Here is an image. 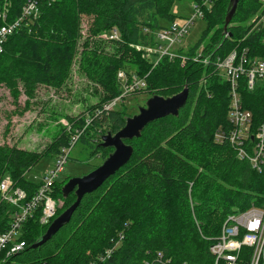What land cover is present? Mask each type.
Listing matches in <instances>:
<instances>
[{
	"label": "trees",
	"instance_id": "16d2710c",
	"mask_svg": "<svg viewBox=\"0 0 264 264\" xmlns=\"http://www.w3.org/2000/svg\"><path fill=\"white\" fill-rule=\"evenodd\" d=\"M25 1L0 0V25L19 18ZM174 1H42L38 14L23 19L4 42L0 89L8 91L16 107L19 97L25 96L18 114L30 109L38 87L63 88L72 76L75 58L77 73L102 93L88 108V117L68 118V130L63 128L43 150L0 144V181L8 176L27 197L38 183L26 180L24 174L43 157H57L77 133L75 142L86 143L90 157L100 154L101 161L106 158L111 149L99 147L100 136L121 129L129 114L125 109L97 115L94 111L121 93L118 71H132L144 78L146 88L140 92L151 95L168 97L184 87L188 90L176 115L156 119L144 127L140 137L125 140L133 148L130 159L95 191L84 195L70 220L45 243L30 248L47 228L38 224L36 215L24 224L21 239L25 248L14 257L17 264H89L119 233L122 240L100 264H158L157 252L172 264L204 263L210 258V239L219 235L227 215L264 204V160L259 169L253 167L238 157L227 139L215 140L217 132L229 133L233 128L228 118L229 84L215 63L232 51L240 55L243 49L249 59L264 56V4L238 0L224 33L230 0H192L201 7L205 28L187 49L174 48L177 57L163 56L154 65L156 53L146 48L158 43L155 32L166 27L160 20H175L171 13ZM84 20L86 37L78 52ZM113 28L118 40L99 39ZM205 57L207 66L194 61ZM239 94L242 107L251 112V131H255L264 124V80L249 90L242 76ZM251 146L248 142L245 147L249 153ZM67 179L55 182V217L75 201L73 192L62 196L61 185ZM8 208L0 204V231L7 218L1 216Z\"/></svg>",
	"mask_w": 264,
	"mask_h": 264
},
{
	"label": "built area",
	"instance_id": "2783aa9c",
	"mask_svg": "<svg viewBox=\"0 0 264 264\" xmlns=\"http://www.w3.org/2000/svg\"><path fill=\"white\" fill-rule=\"evenodd\" d=\"M50 0H26L21 9V15L11 23L0 25V52L7 37L11 35L25 18L36 16L39 11L38 2ZM53 1V0H51ZM264 4V0H260ZM194 15L182 21H172L169 26L155 32L158 43L153 47H147L146 51L156 53L154 65L158 60L167 56L173 59L178 55L174 47L179 38L183 37L194 22L195 17L202 18L201 7L193 3ZM107 40H118L116 29L109 33L100 35ZM264 43V38H263ZM137 49L140 47L136 46ZM202 47L198 48L200 55ZM184 61V56H179ZM203 65H208V58H194ZM215 66L222 72L223 78L229 84V111L228 118L233 128L229 133L217 132L215 140L222 142L227 139L237 151L239 158L247 159L253 167L260 168L264 160V124L257 126L251 131V112L241 105L239 94V80L245 77L247 88H254L256 81L264 80V56L249 59L247 49H243L240 55L232 51L223 60H218ZM117 79L120 81L121 93L104 103L101 108L94 111V115L102 112H109L115 105L128 95L140 92L146 88L144 78L137 76L134 72H117ZM79 133L72 137L69 147L61 148L53 165L37 184L36 190L27 197L26 192L13 184L8 176L0 181V204L9 206L1 217L5 219L4 228L0 231V264H17L15 256L22 253L25 248V241L21 239L22 227L35 215L40 226H48L55 218L58 201L54 196V186L62 166L68 159V153ZM250 137V138H249ZM251 142V153L245 148ZM123 234L119 233L113 240V244L105 249L95 261L89 264H100L105 262L112 254L113 249L122 240ZM209 260L199 264H264V204L260 207H250L243 211L232 212L227 215L223 222L220 233L210 239L208 245ZM155 259L158 264H172L169 259H163L160 252H157ZM44 264V263H43ZM151 264V263H150ZM178 264H196L182 262Z\"/></svg>",
	"mask_w": 264,
	"mask_h": 264
},
{
	"label": "rangeland",
	"instance_id": "374dc122",
	"mask_svg": "<svg viewBox=\"0 0 264 264\" xmlns=\"http://www.w3.org/2000/svg\"><path fill=\"white\" fill-rule=\"evenodd\" d=\"M192 3V0L174 1L171 6V13L176 16L177 22L194 15ZM4 17L5 14L2 13L1 18L4 19ZM160 24L167 27L170 25V21L160 20ZM205 26L204 20L195 17L188 32L179 38L174 47L184 50L193 45ZM85 30L86 20L81 24L82 37L78 43V52L81 51V42L86 37ZM99 39L105 40L104 37ZM77 59L75 58L72 64V76L67 84L58 91L48 87H38L35 96L31 99L30 109L22 114L17 112L24 106L25 96L19 97V107H16L11 102L8 91L5 88L0 89V144L6 143L25 150L41 151L52 142L56 137L55 135L60 133L63 128L66 127L68 130L70 126L68 118H75L82 114L84 117L89 116L88 108L100 100L102 93L94 88L93 84L81 72L77 73V65L75 64ZM131 70H134V67H131ZM150 96L152 95L149 92L128 95L119 101L114 109H125L129 114L128 116L134 115L139 107L145 105ZM86 147V143L82 140L72 145L68 159L58 174L57 182H61L65 178L81 177L101 164L100 154L90 157L89 149L87 150ZM54 161V154L43 157L24 174V178L39 183Z\"/></svg>",
	"mask_w": 264,
	"mask_h": 264
},
{
	"label": "water",
	"instance_id": "95a60500",
	"mask_svg": "<svg viewBox=\"0 0 264 264\" xmlns=\"http://www.w3.org/2000/svg\"><path fill=\"white\" fill-rule=\"evenodd\" d=\"M238 0H230V7L227 11L223 32L227 30V26L235 13ZM188 90L184 87L180 92L163 97L159 95L150 96L143 107H139L136 114L127 116L124 125L115 133L106 131L100 136L99 147L110 148L106 158L89 173L81 176L69 178L61 187L63 197L70 192L75 195V201L57 215L47 226L43 235L34 242L30 248H36L45 243L59 228L66 224L79 204L81 198L100 187L110 176H112L119 168L126 164L130 159L133 148L125 140L138 138L144 127L159 118L166 116H174L178 110L185 104Z\"/></svg>",
	"mask_w": 264,
	"mask_h": 264
},
{
	"label": "flooded vegetation",
	"instance_id": "af4514ba",
	"mask_svg": "<svg viewBox=\"0 0 264 264\" xmlns=\"http://www.w3.org/2000/svg\"><path fill=\"white\" fill-rule=\"evenodd\" d=\"M63 184H64V183H63ZM63 184H62V185H63ZM62 185H61V187H62Z\"/></svg>",
	"mask_w": 264,
	"mask_h": 264
}]
</instances>
